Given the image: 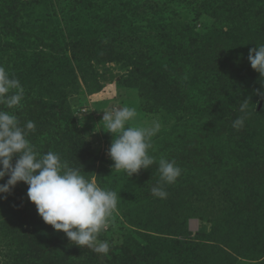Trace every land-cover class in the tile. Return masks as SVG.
<instances>
[{"label": "rangeland", "instance_id": "1", "mask_svg": "<svg viewBox=\"0 0 264 264\" xmlns=\"http://www.w3.org/2000/svg\"><path fill=\"white\" fill-rule=\"evenodd\" d=\"M154 2L163 3L159 13L146 8ZM192 17L183 0H0V66L19 79L24 89L21 107L8 109L0 105V109L13 112L22 125L29 120L35 123L36 130L29 139L37 152L59 154L70 167L80 168L87 179L118 196V211L109 228L98 236L109 243L108 255H60L57 261V252H31V239L66 234L42 220L27 197L28 186L18 183L20 210L8 199H0V246H4L3 253L9 252L6 258L0 257V264L7 259L11 264H105L124 247L137 245L152 253V264H193L187 245L181 243L182 234L186 231L189 237L198 235L199 240L212 243L221 236V227L214 229L219 223L216 217L221 215L233 232L246 231L251 240L264 243V176H260L261 189H257L254 199L246 195L255 186L253 173L264 174V151L259 153L256 147L264 139V121L254 123L256 145L241 143L234 166L220 165L224 155H219L216 138L223 141L227 137L224 120L233 119L234 106L225 99L229 111L220 122L218 112L214 116L202 109L207 106V92L198 82H191V88H195L189 95L200 102L201 108L188 119L183 111L185 103L171 98L165 88L167 82L170 88L185 92L187 72L164 69L167 72L161 76L151 73L156 68L152 53L160 42L154 32L163 24L177 23L180 28V23L188 24ZM197 21L200 27L203 22L208 28L229 26L218 25L204 14ZM179 38L186 44L191 39L183 34ZM216 71L219 75V69ZM224 75L222 71L219 76ZM256 102L260 108L262 101ZM113 105L135 108L136 126L150 125L153 120L162 125L149 150L157 163L131 177L123 170H115L107 154L114 137L106 132L101 120L103 111ZM253 106L254 103L246 108ZM241 116L249 117L246 109ZM245 122L251 123L246 118L242 127H233L237 131L234 137L241 139L247 132ZM246 135L253 136L249 131ZM211 153L216 159H211ZM161 157L174 159L182 169L176 183L164 185L168 193L164 199L151 192L160 184ZM238 171L242 181L229 184L233 172ZM217 180L229 181L227 192ZM226 193H230L228 201H236L239 196L242 206L232 207L229 213L221 211ZM248 213L252 220L243 227L242 216ZM193 248L198 252L195 261L200 259L197 264H213L214 259L201 257L198 242ZM233 264L250 262L239 259Z\"/></svg>", "mask_w": 264, "mask_h": 264}, {"label": "trees", "instance_id": "2", "mask_svg": "<svg viewBox=\"0 0 264 264\" xmlns=\"http://www.w3.org/2000/svg\"><path fill=\"white\" fill-rule=\"evenodd\" d=\"M183 1L187 2V7L193 13V17L187 22L188 24H185V22L180 23V28L176 22V25L174 23L170 26L163 24L157 28L158 30L154 32V35H156V38L160 42L155 46L156 49L152 53V55H155L156 68L151 73L161 76L167 72L164 69L168 71L174 69L182 70L181 73L187 72L188 76L184 78L185 82L183 84L185 92L176 89L174 86L170 88V83H167L166 80L165 88L167 90L166 93L171 98L185 103L183 111L188 114V119L190 118V114L193 115L192 112L194 113L195 110L198 112L201 108L199 105L200 102L189 95L195 88V85H192L191 88V82H198L199 86H202L201 90L207 92V106L202 109L207 111V114L214 116L218 112L216 116H218L217 119L220 122H223V116L229 111V102H231L234 106L231 110V116L234 117L231 120L228 119V121L224 120L227 125V137L223 141L216 138L215 145L219 150V155H224L223 160H221L222 164H219L232 167L234 166L233 164L235 163V158L239 152L241 143L249 147L256 145L253 139L258 136L253 135L256 133L254 123L258 125V123L260 124L264 121V98H261V96L258 97L256 91L260 90L264 92V77H260V74L251 68L248 60L249 49L256 47V45L264 44V0ZM160 5L163 6V3L154 2V4L146 8H149L152 13H159L161 9ZM203 14L209 16L218 25L227 24L229 26L208 28L207 24L203 22V25L200 27L197 18H202ZM197 24L200 28H197ZM154 27L156 28V26ZM181 34L184 37L188 36L191 38L187 41V44L186 42L182 43L183 38H179ZM219 39H224V43L219 42ZM169 42H171V45ZM146 52L148 53V50ZM217 53L218 58L216 57ZM144 58L146 59L147 57L145 56ZM214 60H217L216 65L213 64ZM217 69L220 71L219 75L222 74V71L225 75L223 77L217 75ZM173 81L174 79L172 78L171 82ZM226 98L229 102L225 101ZM256 100L262 101L260 108L257 107ZM253 103V107L250 109L246 108ZM242 107L246 109L247 116H249L245 117V119H249L252 123V127H250L251 123L248 125L245 122L244 130L251 132L253 136H247L246 132L243 133L244 136L241 139H238L234 137L237 131H234L233 122L240 117V114L242 115ZM260 142L261 144L256 145V147L259 153H262L264 151V139L260 140ZM15 159H13V163H15ZM211 159H216V155L213 154ZM241 175L242 173L240 171L233 172L231 183L228 180H225L223 183L219 182V180L217 181L221 186H224L225 190L223 191L227 192V182L232 184L236 181L235 183L238 184L242 181ZM260 176H264V174L258 172L253 173L252 177L254 179L252 180H255V186L246 192V195L250 199H254V195L257 194V189H261L258 185L261 181L259 180ZM7 179L8 177H5V180ZM208 186L210 187V184ZM215 186L217 185L215 184ZM229 195L230 193H226L224 201L222 202L221 211H225L226 213L231 212L232 207L242 206V203L239 202V196L236 197V201H228L230 200ZM20 196L21 191L17 185L13 189L12 194L7 196V199L13 202L19 210L21 209ZM211 209L212 214L214 209L213 207ZM249 214L242 216L243 227H247L252 220L250 217L252 214ZM216 218H219L220 224L218 223L214 229L217 231L221 227L218 232L219 234L221 232V236L213 240L212 243L199 240L198 235L189 237L190 234L186 231L182 234L184 236H182L183 240L181 243L187 245L188 256H191L189 260H194L193 264H197L196 261L200 260L197 259L195 261L198 256V252H195L193 248L195 242H198V245L202 248L203 254L201 257L205 255L206 257L214 259L213 264H233L234 261L239 259L248 260L250 264H264V243L259 244L251 240L252 237L247 236L246 231L235 230L233 232L230 230L229 227L225 226L227 222L225 216L221 215ZM256 228L258 227L256 226ZM0 243L3 242L0 241ZM43 243L44 245H42ZM30 247L33 253L57 252V261L60 255L67 257L78 253H83L87 258H98V254L95 251L74 244L66 235L50 234L43 240L31 239ZM3 248L4 246L1 245L0 257L6 258L9 252L5 251L3 253ZM151 255L152 253L145 252V248L142 246L137 245V248L128 246L124 247L118 256L113 255L109 259H106L105 264H152L151 259H153V256ZM2 264H11V261L7 259Z\"/></svg>", "mask_w": 264, "mask_h": 264}, {"label": "clouds", "instance_id": "3", "mask_svg": "<svg viewBox=\"0 0 264 264\" xmlns=\"http://www.w3.org/2000/svg\"><path fill=\"white\" fill-rule=\"evenodd\" d=\"M248 60L251 68L264 77V44L249 49ZM256 91L264 98V92ZM23 99L20 80L0 66V105H6L8 109L19 108ZM103 113L104 128L114 137L107 154L114 161L115 170H123L131 177L157 163L149 150L153 147L152 138L161 130L159 120L136 126L133 122L137 111L128 106L113 105ZM244 121L245 116L238 117L233 127H242ZM35 130L33 121L22 125L13 112L0 109V181L8 177L0 184V199H7L18 183H25L29 201L46 224L65 233L74 244L107 256L110 245L100 241L98 236L109 228L118 211L117 193L87 179L80 168L70 167L59 154L37 152L29 139ZM158 171L160 184L151 192L164 199L168 195L164 185L176 183L182 169L174 159L169 161L161 157Z\"/></svg>", "mask_w": 264, "mask_h": 264}]
</instances>
